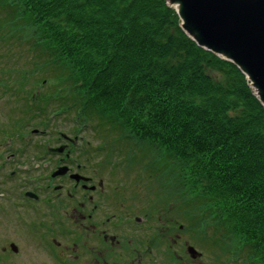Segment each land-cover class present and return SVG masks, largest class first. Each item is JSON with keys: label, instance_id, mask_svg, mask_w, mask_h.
<instances>
[{"label": "trees", "instance_id": "trees-1", "mask_svg": "<svg viewBox=\"0 0 264 264\" xmlns=\"http://www.w3.org/2000/svg\"><path fill=\"white\" fill-rule=\"evenodd\" d=\"M0 65L5 91L27 98L48 77L51 106L110 124L107 139L150 156L143 179L219 261L264 264V150L223 135L234 117L245 143L264 137V105L237 64L188 36L167 0H0ZM35 98L31 114L45 115L47 93ZM210 113L223 132L205 130Z\"/></svg>", "mask_w": 264, "mask_h": 264}, {"label": "flooded vegetation", "instance_id": "flooded-vegetation-1", "mask_svg": "<svg viewBox=\"0 0 264 264\" xmlns=\"http://www.w3.org/2000/svg\"><path fill=\"white\" fill-rule=\"evenodd\" d=\"M6 158L19 163L16 173H28L32 160L44 173L0 186V264H209L187 252L173 200L119 184L118 157L98 164L85 149L70 147Z\"/></svg>", "mask_w": 264, "mask_h": 264}, {"label": "water", "instance_id": "water-1", "mask_svg": "<svg viewBox=\"0 0 264 264\" xmlns=\"http://www.w3.org/2000/svg\"><path fill=\"white\" fill-rule=\"evenodd\" d=\"M197 43L233 61L264 104V0H169ZM195 256L199 252L190 246Z\"/></svg>", "mask_w": 264, "mask_h": 264}, {"label": "rangeland", "instance_id": "rangeland-1", "mask_svg": "<svg viewBox=\"0 0 264 264\" xmlns=\"http://www.w3.org/2000/svg\"><path fill=\"white\" fill-rule=\"evenodd\" d=\"M171 7L176 9V7L174 5H172ZM0 67H1V70H2V66L1 65H0ZM212 72H210V74H212ZM47 83H48V81H46V83H44V85H41V87H43V88L46 87ZM37 84L39 85L38 82H37ZM48 89L50 90L51 88H48ZM6 99H9L10 100V96L8 94L6 95ZM3 102H4V100L3 99H0V104L3 103ZM22 103L23 102H21L20 105ZM2 110H3V112H5V114H2V112H1ZM9 110H10V107L8 105L4 106V108H2L1 105H0V120H2L3 117L7 118L8 114H9V112H8ZM21 115L22 114L20 113V116ZM198 115L204 116L203 113H199ZM56 116H53L52 119L51 118H48L47 116H42L41 118L40 117H35V116L29 117L25 121V125H24V123L22 121L21 122H18L16 128L14 129V131L13 132H10V136H9V134H2L0 132V136L6 135V136H3V138L4 139L6 138V140L2 144V148H4V149H9V148L10 149L11 148L13 149V148H15L16 147V144H18V142L14 145L13 138L18 139L19 141H22L24 138H27V139H29V138H32V139H44V138H48V139H53L54 141H57L60 131L68 132V131L71 130V127L69 125L66 126V125H63V124H61V127H56V125H55V122L56 121L54 120ZM43 120H49V123L47 125H45V123L42 122ZM98 121H99L98 118L92 119V123H90V121H88V124L90 125V127L86 131H82V133L84 134L85 139H89V140L90 139L91 140L94 139L97 142L100 141V140H103L102 134H103V131L107 128V124L105 122H102L101 124H98ZM1 126H2V124L0 125V127ZM20 126L21 127H25L27 129L25 131H19L18 132V129H19ZM34 126H38L39 129H44L46 132L44 134L32 133L31 130L33 129L32 127H34ZM108 147H109V149H111L112 151H114L113 153H116L118 155L124 154V149H120V148H125V146H120V142H118V143H113L112 142ZM40 149H41L40 146L38 144H36V148L34 150L33 149H29L28 150V153L29 154L30 153L35 154ZM133 151H135L134 152L133 166L134 167L140 166V167H137V170L138 169L144 170L143 169L145 167L144 166V163L147 162V160L149 159V156L146 153H140L138 151L137 147L134 148ZM100 153H102V155L104 156L103 152H100ZM92 156L93 157H96L98 155H92ZM165 162H166V164L168 166H170V164H169L168 161H165ZM8 169L9 168L7 167L4 170V172L2 174L3 178L5 176H8V172H9ZM135 174H136V172L133 173V174L132 173H127V175L125 176L126 177V180H127L126 185H134V186H137V182L134 180V175ZM142 175L146 176L147 175V171L144 170V172H143ZM17 176H18V179L23 177V175L21 173H19ZM18 179H17V181H18ZM12 181L14 182L13 179H12ZM121 185H125V183L123 181H121ZM176 208H177V206H175V209ZM176 214H177V211H176ZM182 236L185 237L186 236V233H182ZM195 246L199 250H201L203 252V255H202V257H201L200 260H203V261H205L206 263H209V264H211V262H212V264L215 263V259H213V252L210 249L209 245H201V246L195 245ZM178 250H182V248H180L178 246ZM197 262H198V260L194 261V264H196Z\"/></svg>", "mask_w": 264, "mask_h": 264}, {"label": "bare ground", "instance_id": "bare-ground-1", "mask_svg": "<svg viewBox=\"0 0 264 264\" xmlns=\"http://www.w3.org/2000/svg\"><path fill=\"white\" fill-rule=\"evenodd\" d=\"M169 4V6H172V5H170V3H168ZM177 11V10H176ZM177 13H178V11H177ZM178 15H179V13H178ZM179 17H180V15H179ZM180 20H181V17H180ZM184 30V29H183ZM185 31V30H184ZM186 32V31H185ZM187 33V32H186ZM188 34V33H187ZM188 36H189V34H188ZM192 38V37H191ZM193 39V38H192ZM196 43H197V41L195 40V39H193ZM198 44V43H197ZM199 45V44H198ZM199 46H201V45H199ZM203 47V46H202ZM205 48V47H204ZM124 75V77H125V82L127 81V84L128 85H130V86H135V88L137 89V88H141V85L140 84H138V83H136V82H133L132 80H129V79H127V75L124 73L123 74ZM198 76H201L200 75V73H198ZM246 78H247V80L249 81V83H250V86L253 88L254 86H253V84L251 83V81H250V79L247 77V75H246ZM197 79H204L203 77L201 78V77H197ZM210 80L209 79H205V80H203V81H201V82H199L198 83V85H200V86H207V85H209L210 84V82H209ZM255 88V87H254ZM255 92H256V88H255V90H254ZM160 98H163V96H161ZM264 105V104H263ZM196 108L195 109H193V111H191L190 112V114L191 113H197L198 111H197V106H195ZM199 109V108H198ZM212 123L214 124V123H217V121H216V118L210 113V116L207 118V119H205V120H203L202 121V124L206 127V131L207 132H213L214 130H217V131H219V132H223L218 126H215V125H212ZM226 123H231L232 125H231V128H230V131H228V132H225V133H223V135H225V137L226 138H233V139H235V140H238V141H240L241 143H242V145H243V147L246 145V144H248L249 145V149H255V150H264V137L261 135V134H258V133H253V135H251V134H249L248 135V137H247V139H246V142L247 143H245L243 140H241L240 138H239V135L237 134L238 132H242L244 129H243V124H242V122H241V120H239L238 118H234V117H231L229 120H226ZM204 129V128H203ZM264 131V130H263ZM256 139H257V144H255V141H256ZM256 145V146H255ZM237 149V157H239V158H246V159H248V157H247V154L244 152V151H242L243 149L241 148V147H239L238 146V148H236Z\"/></svg>", "mask_w": 264, "mask_h": 264}]
</instances>
